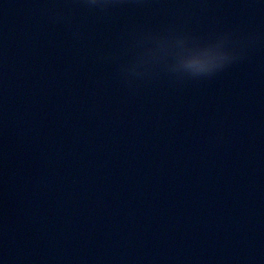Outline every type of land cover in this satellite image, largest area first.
I'll return each instance as SVG.
<instances>
[{
    "label": "water",
    "instance_id": "1",
    "mask_svg": "<svg viewBox=\"0 0 264 264\" xmlns=\"http://www.w3.org/2000/svg\"><path fill=\"white\" fill-rule=\"evenodd\" d=\"M0 264H264V0H0Z\"/></svg>",
    "mask_w": 264,
    "mask_h": 264
},
{
    "label": "clouds",
    "instance_id": "2",
    "mask_svg": "<svg viewBox=\"0 0 264 264\" xmlns=\"http://www.w3.org/2000/svg\"><path fill=\"white\" fill-rule=\"evenodd\" d=\"M226 64L224 63H221L219 65H210V64H207V63H195L193 65V67H195V69L198 71V72H205V73H214L216 72L218 69H221L225 66Z\"/></svg>",
    "mask_w": 264,
    "mask_h": 264
}]
</instances>
